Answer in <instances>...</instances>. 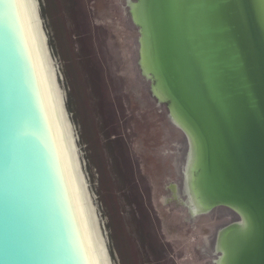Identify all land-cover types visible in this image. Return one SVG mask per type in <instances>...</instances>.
Segmentation results:
<instances>
[{"label":"water","instance_id":"1","mask_svg":"<svg viewBox=\"0 0 264 264\" xmlns=\"http://www.w3.org/2000/svg\"><path fill=\"white\" fill-rule=\"evenodd\" d=\"M126 5L191 213L240 210L214 262L264 264V0ZM0 264H173L85 0H0Z\"/></svg>","mask_w":264,"mask_h":264},{"label":"rangeland","instance_id":"2","mask_svg":"<svg viewBox=\"0 0 264 264\" xmlns=\"http://www.w3.org/2000/svg\"><path fill=\"white\" fill-rule=\"evenodd\" d=\"M113 85L122 129L173 264H216V234L238 220L228 206L192 214L183 192L185 132L151 92L138 59L139 27L126 0H85ZM189 201V199H188Z\"/></svg>","mask_w":264,"mask_h":264},{"label":"bare ground","instance_id":"3","mask_svg":"<svg viewBox=\"0 0 264 264\" xmlns=\"http://www.w3.org/2000/svg\"><path fill=\"white\" fill-rule=\"evenodd\" d=\"M139 28H140V25L137 23L136 24ZM140 35H141V33H140ZM139 35V36H140ZM139 46H140V40H139ZM140 65V64H139ZM149 80H150V82H151V79L150 78H148ZM162 103H165L164 101H162ZM166 104V103H165ZM173 122V121H172ZM174 123V122H173ZM175 124V123H174ZM177 125V124H176ZM178 126V125H177ZM180 129H182L180 126H178ZM183 130V129H182ZM184 131V130H183ZM187 138V137H186ZM185 203H186V205L189 203V201H188V196L186 195V201H184ZM220 203V202H219ZM222 203H225V202H222ZM213 204H215V203H212V204H210L209 206H212ZM226 205H227V203H225ZM208 206V207H209ZM216 206V205H215ZM229 206H231V205H229ZM231 207H233V206H231ZM234 209H236L237 211H239L240 212V210L239 209H237V208H235L234 207ZM191 212V211H190ZM196 214H200V213H196ZM241 218H239L237 221H235V222H233V223H238V221L240 220ZM233 223H230V224H233ZM230 224H228V225H230ZM222 229V228H221ZM220 229V230H221ZM219 230V231H220ZM219 231L217 232V234H216V238H217V235H218V233H219ZM215 238V239H216ZM217 240V239H216ZM222 254V253H221ZM222 256V255H221Z\"/></svg>","mask_w":264,"mask_h":264},{"label":"flooded vegetation","instance_id":"4","mask_svg":"<svg viewBox=\"0 0 264 264\" xmlns=\"http://www.w3.org/2000/svg\"><path fill=\"white\" fill-rule=\"evenodd\" d=\"M222 205H225L226 206V204H222ZM229 207V206H228ZM239 218H241V214H240V212H238V219Z\"/></svg>","mask_w":264,"mask_h":264}]
</instances>
